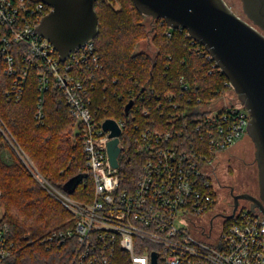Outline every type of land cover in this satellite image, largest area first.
<instances>
[{"label":"built area","instance_id":"obj_1","mask_svg":"<svg viewBox=\"0 0 264 264\" xmlns=\"http://www.w3.org/2000/svg\"><path fill=\"white\" fill-rule=\"evenodd\" d=\"M51 10L42 0H0V57L5 74L13 79L10 99L21 101L30 66L36 64L40 91L52 87L63 92L82 144L86 175L91 174L93 181L92 190L75 199L38 175L72 214L71 225L46 236V248L67 245L73 255L63 264H152L153 253L158 255L157 264H264V214L260 209L240 205L219 224H203L220 201L219 157L247 136L251 118L238 98L229 96L233 85L226 82L230 89L210 95L205 102L195 94L198 87L194 89L184 78L177 93L159 96L151 90L148 96H133L129 122L145 161L136 184L123 187L119 168L112 166L108 152L111 131L103 124L113 119L120 125L123 152L122 138L129 122L122 117L102 119L94 106L105 66L95 40L75 49L64 62L40 35L38 26ZM167 34L171 36V31ZM186 36L192 46L205 49L201 55L210 73L220 70L208 49L187 30ZM193 50L202 52L198 47ZM23 54L26 64L20 60ZM148 97L159 102L149 105ZM195 100L194 105L203 110L191 117L190 104ZM154 111L159 113L157 118L152 116ZM137 114L145 119L144 126L135 121ZM1 219L0 264L9 255L7 227Z\"/></svg>","mask_w":264,"mask_h":264},{"label":"trees","instance_id":"obj_2","mask_svg":"<svg viewBox=\"0 0 264 264\" xmlns=\"http://www.w3.org/2000/svg\"><path fill=\"white\" fill-rule=\"evenodd\" d=\"M96 11L99 34L95 44L105 66L94 106L102 119L122 117L129 122L131 113L125 116L122 112L133 96H148L151 90L159 96L177 93L182 78L194 89L198 87L195 94L204 102L210 95L230 89L221 70L215 68L210 73L209 63L201 55L205 49L192 46L186 30L170 29L163 19L142 15L132 0H97ZM148 18L153 20L151 30L146 25ZM145 40L148 51L139 50ZM196 47L202 52L193 50ZM20 60L26 64L24 54ZM39 72L36 64L30 66L23 98L15 102L8 95L13 79L5 74L0 57V206L5 209L1 224L7 227L9 251L2 264H63L73 255L67 245L48 250L43 243L52 231L71 225L72 214L33 178L20 156H28L50 185L75 199L83 198L93 187L63 92L52 87L41 92ZM158 102L150 97L146 101L149 105ZM194 104L196 100L190 104L191 117L203 110ZM135 121L141 126L146 123L141 114ZM126 129L118 172L121 186L133 187L145 157L137 150V133L130 122ZM80 175L83 177L74 191H67L66 184Z\"/></svg>","mask_w":264,"mask_h":264},{"label":"water","instance_id":"obj_3","mask_svg":"<svg viewBox=\"0 0 264 264\" xmlns=\"http://www.w3.org/2000/svg\"><path fill=\"white\" fill-rule=\"evenodd\" d=\"M52 10L38 26V32L51 42L60 59L67 57L99 34L97 0H42ZM139 12L152 19H163L174 29L184 28L190 36L204 45L228 78L239 102L250 112L247 135L256 148L260 194L234 196L233 215L240 200L251 203L264 214V0H241L249 21L238 16L225 0H132ZM133 101L125 106L128 115ZM103 127L110 130L108 152L111 164L119 168L122 148L119 138L122 130L113 119ZM83 175L66 184L74 191ZM152 264H157V254H152Z\"/></svg>","mask_w":264,"mask_h":264},{"label":"rangeland","instance_id":"obj_4","mask_svg":"<svg viewBox=\"0 0 264 264\" xmlns=\"http://www.w3.org/2000/svg\"><path fill=\"white\" fill-rule=\"evenodd\" d=\"M225 1L238 16L244 19H248L246 16V13H244L243 11L241 0H225ZM152 24H153V20L148 18L146 20V25H147L148 30L152 29ZM147 41L148 40L141 42L139 46V50L148 51ZM151 52H154V50L151 49ZM229 96H232L234 99L238 98L235 91L234 92L231 91ZM255 151H256V148L254 146V143L252 142L251 139H249L248 135L245 136L243 139L239 140L236 144L233 145V147L230 150H228L226 153L222 154L221 157H219V160L216 166L219 179H223L225 183L234 185L237 191L248 192L253 195H259L260 187H259V182H258V166H257V162L255 161L256 159ZM20 157L23 163L25 164V166L30 170L33 178L35 180H38V182L55 199H57L54 192L48 185L49 182L48 184H44L47 182L46 179H44L46 182H42L38 179V175H41V174L37 171L35 164L31 161V159L26 155L25 156L22 155ZM1 193L2 192H0V194ZM242 201L243 202L241 203V206H250L249 201H246V200H242ZM222 204H223V201L220 200L219 206L220 205L222 206ZM4 212H5L4 207L0 206V217L4 216ZM216 224H219V222L217 221Z\"/></svg>","mask_w":264,"mask_h":264},{"label":"flooded vegetation","instance_id":"obj_5","mask_svg":"<svg viewBox=\"0 0 264 264\" xmlns=\"http://www.w3.org/2000/svg\"><path fill=\"white\" fill-rule=\"evenodd\" d=\"M244 20L249 21V19H244ZM217 182L219 185L218 188H219L220 200L223 201V204L222 206L220 205L221 207L218 205L213 212L205 216L203 220L204 225L207 224L212 225L214 224V222L220 221L226 216H229L230 212L234 207V196L242 193H248V192L237 191L234 185L225 183V181H223V179H219V177ZM254 196L258 197L259 195H254ZM242 202L243 201L240 200L239 206L241 205Z\"/></svg>","mask_w":264,"mask_h":264}]
</instances>
